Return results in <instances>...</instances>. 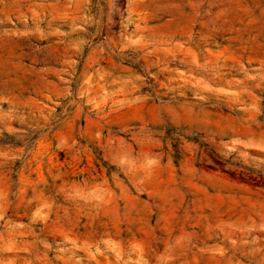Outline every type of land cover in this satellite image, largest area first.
<instances>
[{"label":"rangeland","instance_id":"obj_1","mask_svg":"<svg viewBox=\"0 0 264 264\" xmlns=\"http://www.w3.org/2000/svg\"><path fill=\"white\" fill-rule=\"evenodd\" d=\"M0 264H264V0H0Z\"/></svg>","mask_w":264,"mask_h":264}]
</instances>
